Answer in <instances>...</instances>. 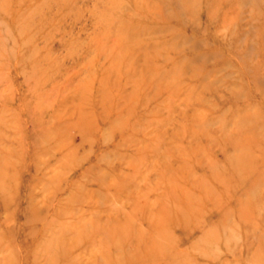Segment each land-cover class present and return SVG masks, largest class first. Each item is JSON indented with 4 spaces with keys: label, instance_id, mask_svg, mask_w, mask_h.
Listing matches in <instances>:
<instances>
[{
    "label": "rangeland",
    "instance_id": "374dc122",
    "mask_svg": "<svg viewBox=\"0 0 264 264\" xmlns=\"http://www.w3.org/2000/svg\"><path fill=\"white\" fill-rule=\"evenodd\" d=\"M0 264H264V0H0Z\"/></svg>",
    "mask_w": 264,
    "mask_h": 264
}]
</instances>
